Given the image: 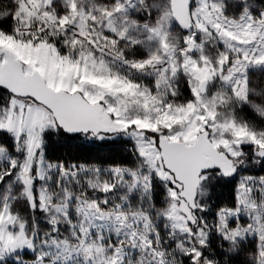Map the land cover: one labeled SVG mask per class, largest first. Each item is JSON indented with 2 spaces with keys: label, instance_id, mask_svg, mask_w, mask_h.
<instances>
[{
  "label": "snow or ice",
  "instance_id": "obj_1",
  "mask_svg": "<svg viewBox=\"0 0 264 264\" xmlns=\"http://www.w3.org/2000/svg\"><path fill=\"white\" fill-rule=\"evenodd\" d=\"M0 264H264V0H0Z\"/></svg>",
  "mask_w": 264,
  "mask_h": 264
},
{
  "label": "trees",
  "instance_id": "obj_2",
  "mask_svg": "<svg viewBox=\"0 0 264 264\" xmlns=\"http://www.w3.org/2000/svg\"><path fill=\"white\" fill-rule=\"evenodd\" d=\"M96 153L95 152H92V153H84V158H91L92 156H95Z\"/></svg>",
  "mask_w": 264,
  "mask_h": 264
}]
</instances>
